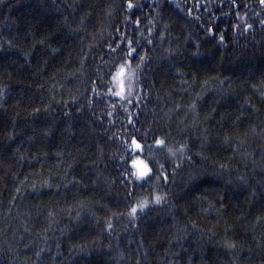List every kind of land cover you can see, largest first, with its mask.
Wrapping results in <instances>:
<instances>
[{
	"label": "trees",
	"instance_id": "obj_1",
	"mask_svg": "<svg viewBox=\"0 0 264 264\" xmlns=\"http://www.w3.org/2000/svg\"><path fill=\"white\" fill-rule=\"evenodd\" d=\"M0 264H264V0H0Z\"/></svg>",
	"mask_w": 264,
	"mask_h": 264
},
{
	"label": "snow or ice",
	"instance_id": "obj_2",
	"mask_svg": "<svg viewBox=\"0 0 264 264\" xmlns=\"http://www.w3.org/2000/svg\"><path fill=\"white\" fill-rule=\"evenodd\" d=\"M129 7H132V4L129 2ZM124 66L122 65L119 69V72L117 73L116 77L117 79H119L120 77H122L124 75ZM123 92V86H122V80H121V92L120 93H117V95H120L122 94ZM156 143L157 144H163V141L161 140H156ZM132 145H134L137 149L141 148V144L138 143L135 138H133L132 140ZM134 164H136V161H133ZM151 171V169L148 167L147 164H145L143 161H140V166L137 167V171L134 175H136L137 178H142V177H145L147 176V174ZM157 202H159L160 200V197H157L156 198ZM145 205L142 203L141 205H139V207H144ZM132 213H135L137 211V209L134 207L132 208Z\"/></svg>",
	"mask_w": 264,
	"mask_h": 264
},
{
	"label": "rangeland",
	"instance_id": "obj_3",
	"mask_svg": "<svg viewBox=\"0 0 264 264\" xmlns=\"http://www.w3.org/2000/svg\"><path fill=\"white\" fill-rule=\"evenodd\" d=\"M122 77H120L118 80L120 81ZM117 79V78H116ZM133 161H135V159H133ZM140 166V162L139 161H136V164H135V168L137 169V167Z\"/></svg>",
	"mask_w": 264,
	"mask_h": 264
}]
</instances>
